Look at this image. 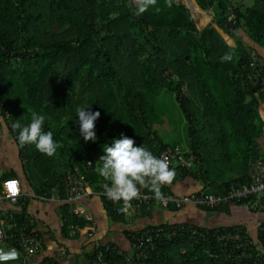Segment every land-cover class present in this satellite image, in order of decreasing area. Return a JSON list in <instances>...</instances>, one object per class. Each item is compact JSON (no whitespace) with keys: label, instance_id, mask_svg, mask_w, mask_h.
I'll use <instances>...</instances> for the list:
<instances>
[{"label":"trees","instance_id":"16d2710c","mask_svg":"<svg viewBox=\"0 0 264 264\" xmlns=\"http://www.w3.org/2000/svg\"><path fill=\"white\" fill-rule=\"evenodd\" d=\"M195 1L213 11L212 21L202 28L197 27L182 0H174L171 8L158 0L159 12L150 8L140 16L134 14L130 0H0L2 120L17 138L19 130L12 125L17 121L22 126L29 124L26 109L31 108L46 117L44 130H51L54 140L62 145L51 157L33 144L21 146L23 168L34 192L59 183L63 196L65 173L77 167L89 180L94 190L91 195L101 199L110 220L123 223L130 212L133 219L150 215L155 201L149 208L131 206L128 213H122L103 193L95 192L110 183L96 172L102 166L99 158L105 154L104 147L111 146L121 134L157 157L168 147L177 150L190 164L173 159L170 168L175 170V178L198 179L206 192H224L232 183L247 181L250 161L264 157L259 147L264 120L258 111L264 90L245 79L248 48H264V0ZM187 3L198 23L207 20L193 0ZM213 23L233 36L235 45L227 43ZM226 53L231 59L221 61ZM162 90L174 95L187 122L185 150L176 142L165 141L155 127L162 121L155 109V99ZM81 106L100 112L95 141L80 136L76 109ZM7 176L16 175L13 171L1 174ZM167 189L166 184L161 191ZM58 206L63 237L79 234L69 233L67 225L86 221L69 214L64 204ZM26 207L25 199L8 204L21 221H25ZM160 226L165 228L162 239L144 264H246L232 259L233 249L226 250L216 239L217 233L233 228L249 234L245 226L207 227L176 221L123 227L126 248L84 232L86 249L73 253L60 245L36 263L125 264L124 254L135 258L136 253L131 249L130 235ZM36 230L45 242V234ZM255 236L262 241L258 229ZM95 240L99 245L93 248ZM59 249L65 251L64 257ZM98 252L102 259H97ZM35 254L0 264H36ZM257 264H264V253Z\"/></svg>","mask_w":264,"mask_h":264},{"label":"built area","instance_id":"2783aa9c","mask_svg":"<svg viewBox=\"0 0 264 264\" xmlns=\"http://www.w3.org/2000/svg\"><path fill=\"white\" fill-rule=\"evenodd\" d=\"M229 18H233V13L229 15ZM245 79L253 83L257 88L264 90V55L255 46L248 48ZM261 133L264 134V125ZM158 158L166 159L169 167L172 166L173 159L186 166L190 164V161L186 160L184 155L177 150H172L170 147L162 150ZM22 160L25 161V158L23 157ZM88 163L91 164V161H88ZM65 179L66 189L63 196L61 195L59 183L50 186L49 189L43 192L31 193V195L39 200L64 204L69 214L77 215L86 221L83 225L69 223L67 225L69 233L74 234L76 231L79 233L87 232L90 237L94 238V215L81 204L82 199L93 194L94 190L90 186L89 180L78 171L77 167L68 169L65 173ZM95 192L103 193L106 196L105 190ZM162 193L163 200H157L153 192L140 190L139 197L133 199L131 205L133 207L145 205L149 208L151 202L155 201V203H160L163 207L173 205L180 208L184 203H192L198 206L214 208L229 201L246 200L245 203L251 208L260 209L264 212V157L250 161L247 181L232 183L224 192H206L201 188L197 191L186 193H176L171 189H167L162 191ZM26 197H28V194L22 191L21 182L17 176L1 177L0 174V200L10 205H16L20 199H25ZM106 198L108 197L106 196ZM110 201L118 212L128 213L129 208H125L122 201ZM23 217L25 221H21L16 216V212L13 209H9L8 206L0 208V262L15 261L20 257L25 259L28 256L34 255L40 249L43 239L42 235L37 233L36 230L37 220L28 210ZM18 221L21 224H18ZM174 229L175 226H173V232ZM257 229L262 241L258 236L248 234L247 232L244 233L239 228L221 231L220 233L216 232V239L225 246L226 250L233 249L232 259L238 263L244 260L246 264H250L251 261H248V259H251V264H257L264 253V218L257 224ZM163 230L165 228L162 226L146 228L140 233L134 232L133 235H130L132 238L131 249L136 250V253L135 258L124 254L125 264H144L151 251L157 247V241L162 239ZM193 230L197 231L196 229ZM168 231L167 235L169 236L171 230ZM98 245L99 241L95 240L93 248L98 247ZM118 251L121 252L120 250ZM65 255V251L60 249V256L64 257ZM97 259H102L100 252L97 253Z\"/></svg>","mask_w":264,"mask_h":264},{"label":"crops","instance_id":"0c3cea01","mask_svg":"<svg viewBox=\"0 0 264 264\" xmlns=\"http://www.w3.org/2000/svg\"><path fill=\"white\" fill-rule=\"evenodd\" d=\"M187 3V0H183ZM193 2L201 8L195 0ZM188 4V3H187ZM193 13V11H192ZM207 20L204 24L199 25L194 17L198 28H202L205 24L212 21L213 11H209ZM210 16V17H209ZM209 17V19H208ZM214 24V23H213ZM217 30L225 38L230 39V44L235 45V38L228 35L226 31L214 24ZM226 40V41H227ZM259 51L264 54V48L258 47ZM258 111L264 119V101L258 104ZM259 147L264 153V136L259 137ZM21 146L13 135V132L0 115V174L13 171L20 179L21 188L23 192L28 194L25 198L27 201V210L30 211L36 221V229L45 234V242L41 245L40 249L36 252V263L43 255L53 252L59 248L60 245L66 246L71 252H80L86 249V240L82 233L63 237L61 234V217L59 211V203L39 200L32 196L31 193H36L29 185L27 174L24 171V161ZM168 187L176 193H186L201 188L203 182L186 176L183 178L176 177ZM82 206L91 211L95 219V237L99 236L108 240H113L118 245L126 248L128 247L127 237L123 233V227H128L129 224L134 226H142L152 222H193L204 226H217V225H243L251 235H256L257 224L264 218V212L259 209H253L246 203H236L229 201L221 204L215 209H206L198 205L187 203L180 208L163 207L158 203L152 205L150 215L131 217V212L127 215V220L123 223L115 222L109 219L107 211L98 196L90 195L82 199ZM8 203L0 200V208L7 207ZM133 214V213H132ZM104 240V239H103ZM60 250V249H59ZM32 264V262L30 263ZM37 264V263H36ZM70 264H74L70 261ZM82 264H87L83 261ZM94 264V263H90Z\"/></svg>","mask_w":264,"mask_h":264},{"label":"clouds","instance_id":"9594fccd","mask_svg":"<svg viewBox=\"0 0 264 264\" xmlns=\"http://www.w3.org/2000/svg\"><path fill=\"white\" fill-rule=\"evenodd\" d=\"M158 0H130L134 6V14L140 16L154 8L156 12ZM174 0H164L165 7L171 8ZM191 8V7H190ZM221 61L231 59L230 54L222 56ZM87 107H78L79 133L85 141H95V121L100 117L99 111H86ZM30 114V123L22 126L19 121L12 127L19 130L17 140L20 146L26 144L35 145L36 149L49 157L54 156L62 145L54 140L51 130H44L46 117L27 108ZM104 155L99 160L102 166L96 168V172L103 177V185L106 196L116 202L122 201L125 208H130L131 201L140 195L141 188H147L154 193L157 200H163L162 186L170 184L175 178V170L169 167L166 159L158 158L150 150L142 146H136L132 138L121 134V138L114 139L111 146L104 147Z\"/></svg>","mask_w":264,"mask_h":264},{"label":"rangeland","instance_id":"374dc122","mask_svg":"<svg viewBox=\"0 0 264 264\" xmlns=\"http://www.w3.org/2000/svg\"><path fill=\"white\" fill-rule=\"evenodd\" d=\"M189 9L191 11V8ZM211 10H212L211 8H208V9H204L203 11H205V13L208 14V12ZM198 24L202 25L204 24V22ZM226 37L227 36H225V38ZM227 43H230V39L227 40ZM155 101H156L155 109L159 112L160 118L162 119L161 122L155 125L159 134L165 141L176 142L182 150H185L187 148V141H188L187 122L182 116V113L178 107L174 95L169 91L162 90V92L158 94V96L156 97ZM261 102H262L261 100H258V104H260ZM158 204L160 206H163L160 203ZM185 204L187 203H184L183 206Z\"/></svg>","mask_w":264,"mask_h":264},{"label":"water","instance_id":"95a60500","mask_svg":"<svg viewBox=\"0 0 264 264\" xmlns=\"http://www.w3.org/2000/svg\"><path fill=\"white\" fill-rule=\"evenodd\" d=\"M185 5L190 8V5L189 4L185 3ZM191 13H192V9H191ZM192 15H193V13H192Z\"/></svg>","mask_w":264,"mask_h":264}]
</instances>
